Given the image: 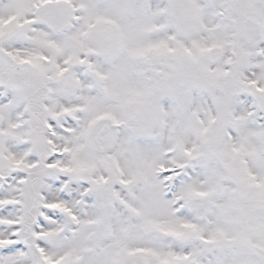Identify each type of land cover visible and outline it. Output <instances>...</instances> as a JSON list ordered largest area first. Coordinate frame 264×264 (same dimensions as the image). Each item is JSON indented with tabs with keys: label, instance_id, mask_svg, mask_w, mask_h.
I'll use <instances>...</instances> for the list:
<instances>
[{
	"label": "snow or ice",
	"instance_id": "6c2138e0",
	"mask_svg": "<svg viewBox=\"0 0 264 264\" xmlns=\"http://www.w3.org/2000/svg\"><path fill=\"white\" fill-rule=\"evenodd\" d=\"M0 264H264V0H0Z\"/></svg>",
	"mask_w": 264,
	"mask_h": 264
}]
</instances>
